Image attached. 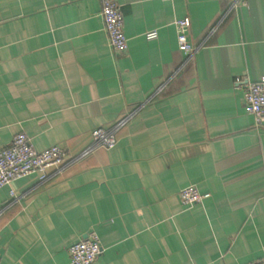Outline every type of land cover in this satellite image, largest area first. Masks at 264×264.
I'll return each mask as SVG.
<instances>
[{
  "label": "crops",
  "instance_id": "0c3cea01",
  "mask_svg": "<svg viewBox=\"0 0 264 264\" xmlns=\"http://www.w3.org/2000/svg\"><path fill=\"white\" fill-rule=\"evenodd\" d=\"M115 2L123 54L99 0H0V149L24 133L78 157L0 190L1 264H68L92 231L93 264L264 259V126L243 108L264 77V0ZM185 17L190 57L174 26ZM123 120L112 149L80 158L93 130ZM189 185L205 198L184 209Z\"/></svg>",
  "mask_w": 264,
  "mask_h": 264
},
{
  "label": "built area",
  "instance_id": "2783aa9c",
  "mask_svg": "<svg viewBox=\"0 0 264 264\" xmlns=\"http://www.w3.org/2000/svg\"><path fill=\"white\" fill-rule=\"evenodd\" d=\"M99 1L101 4L99 16L111 51L114 54L126 53L128 50L127 39L124 34L123 17L118 5L115 0ZM174 26L178 51L190 57L196 50L190 42V19L187 17L177 19ZM145 36L147 40H153L156 37V32H147ZM161 89L162 87L158 91ZM243 108L245 113L253 117L256 128L264 126V77L257 82L245 85ZM124 123L123 120L110 129L93 130L91 145L80 155V158L96 149H112L117 142V132ZM77 159L78 157L69 159L70 161L67 160L64 150L56 145L37 151L33 148L30 138L24 133H19L12 138L7 147L0 149V190L14 181L35 173L41 174L42 181H45L48 170L53 169L60 172ZM10 194L14 196L13 192ZM204 198L205 196L201 195L194 185L186 186L178 193L179 202L184 209L201 204ZM67 253L68 264H93L102 254L98 235L94 231L88 233L84 239L70 245ZM252 264H264V259Z\"/></svg>",
  "mask_w": 264,
  "mask_h": 264
}]
</instances>
